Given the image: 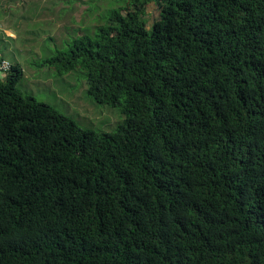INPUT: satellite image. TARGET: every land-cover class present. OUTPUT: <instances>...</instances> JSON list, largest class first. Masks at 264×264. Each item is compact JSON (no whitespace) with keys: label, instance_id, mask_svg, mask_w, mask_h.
<instances>
[{"label":"trees","instance_id":"obj_1","mask_svg":"<svg viewBox=\"0 0 264 264\" xmlns=\"http://www.w3.org/2000/svg\"><path fill=\"white\" fill-rule=\"evenodd\" d=\"M109 2L49 62L116 130L0 76V264H264V0Z\"/></svg>","mask_w":264,"mask_h":264},{"label":"rangeland","instance_id":"obj_2","mask_svg":"<svg viewBox=\"0 0 264 264\" xmlns=\"http://www.w3.org/2000/svg\"><path fill=\"white\" fill-rule=\"evenodd\" d=\"M22 1V0H21ZM112 3L115 0H111ZM109 0H103V10L110 8ZM151 8V9H150ZM148 8L149 26L158 17L152 7ZM1 22L0 56L12 63H19L23 77L18 87L26 95L54 107L60 113L74 120L80 127L99 133L113 132L121 125L125 116L118 108L97 103L88 93L85 71L78 69L60 74L49 62L60 51H68L69 44L77 34L92 30L94 25L85 27H37L32 20L15 18ZM3 13V14H2ZM0 19L4 18V12ZM6 26L14 28L18 39L8 41L4 35Z\"/></svg>","mask_w":264,"mask_h":264},{"label":"crops","instance_id":"obj_3","mask_svg":"<svg viewBox=\"0 0 264 264\" xmlns=\"http://www.w3.org/2000/svg\"><path fill=\"white\" fill-rule=\"evenodd\" d=\"M150 7L156 11L154 4ZM13 10L15 18L32 20L37 27H85L96 25L103 10V0H0V13L5 14V19L0 22L13 19ZM3 31L11 38L9 42L18 39L13 27L6 26Z\"/></svg>","mask_w":264,"mask_h":264},{"label":"built area","instance_id":"obj_4","mask_svg":"<svg viewBox=\"0 0 264 264\" xmlns=\"http://www.w3.org/2000/svg\"><path fill=\"white\" fill-rule=\"evenodd\" d=\"M0 22V31L2 30ZM12 70V64L8 59L0 58V76H6Z\"/></svg>","mask_w":264,"mask_h":264}]
</instances>
